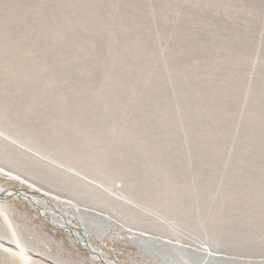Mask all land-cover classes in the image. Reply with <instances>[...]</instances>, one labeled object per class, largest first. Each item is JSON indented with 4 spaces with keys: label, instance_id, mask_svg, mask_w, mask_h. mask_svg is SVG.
Returning <instances> with one entry per match:
<instances>
[{
    "label": "rangeland",
    "instance_id": "obj_1",
    "mask_svg": "<svg viewBox=\"0 0 264 264\" xmlns=\"http://www.w3.org/2000/svg\"><path fill=\"white\" fill-rule=\"evenodd\" d=\"M106 261L264 264V0H0V264Z\"/></svg>",
    "mask_w": 264,
    "mask_h": 264
},
{
    "label": "bare ground",
    "instance_id": "obj_2",
    "mask_svg": "<svg viewBox=\"0 0 264 264\" xmlns=\"http://www.w3.org/2000/svg\"><path fill=\"white\" fill-rule=\"evenodd\" d=\"M58 222L61 224V225H65V226H69L70 225V223L69 222H67V221H65V220H63L62 218H60L59 220H58ZM78 234V233H77ZM86 234V233H85ZM86 239H87V237L83 234V233H81V234H79V241L80 242H82V241H86ZM88 242V241H87ZM83 244V243H82ZM81 244V245H82ZM87 245H88V243H87ZM89 246V245H88ZM91 250V252L94 254H97L98 253V251H99V249H97V248H92V249H90ZM106 263L107 264H112V262H108V261H106Z\"/></svg>",
    "mask_w": 264,
    "mask_h": 264
}]
</instances>
